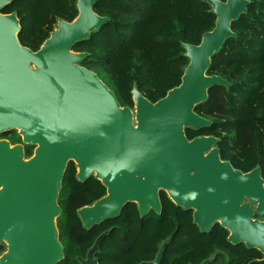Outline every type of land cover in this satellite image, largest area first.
Masks as SVG:
<instances>
[{
    "label": "water",
    "instance_id": "95a60500",
    "mask_svg": "<svg viewBox=\"0 0 264 264\" xmlns=\"http://www.w3.org/2000/svg\"><path fill=\"white\" fill-rule=\"evenodd\" d=\"M11 1L0 0V132L16 129L22 143L34 148L25 158L23 144L0 140V264H56L64 257L57 199L70 161L77 180L93 175L106 188L77 210L87 228L119 215L127 202L137 204L140 216L159 213L164 191L175 205L193 209L200 231L218 223L229 242L264 253V220L253 219L243 202L247 196L264 214L260 166L243 172L220 159L217 137L185 134L210 124L194 108L210 86L228 84L206 71L224 40L235 36L231 23L249 0H203L215 25L198 44L182 43L188 64L181 82L155 102L134 85L133 107L121 106L97 73L81 65L87 52L73 50L108 21L93 11L98 0H76L75 19L58 20L37 50L20 43L17 14L1 13ZM103 235L80 264H98L93 254ZM165 242L152 261L141 264H159Z\"/></svg>",
    "mask_w": 264,
    "mask_h": 264
},
{
    "label": "trees",
    "instance_id": "16d2710c",
    "mask_svg": "<svg viewBox=\"0 0 264 264\" xmlns=\"http://www.w3.org/2000/svg\"><path fill=\"white\" fill-rule=\"evenodd\" d=\"M249 2L246 12L231 23L235 36L224 40L206 71L228 84L210 86L206 100L194 108L210 124L186 128L185 134L188 139L217 137L221 159L243 172L259 165L264 179V0ZM210 10L203 0H98L93 11L108 21L76 42L73 50L88 53L81 65L97 73L121 106L133 107L134 85L155 102L181 82L188 64L182 43L198 44L214 28ZM13 12L20 21V43L37 50L58 20L75 19L76 0H13L1 10L3 14ZM14 140H19L18 134ZM33 147L25 144L26 156ZM105 193V186L93 175L77 180L76 166L68 162L56 219L64 257L56 264H80L79 259L86 257L103 233L94 253L99 264L152 261L164 241L159 264L199 262L215 248L233 247L226 242L225 228L216 223L208 232L200 231L191 209L175 205L164 191L159 192V213L150 210L140 216L137 204L127 202L119 215L85 227L77 210ZM239 244L242 257L248 252L260 255V250Z\"/></svg>",
    "mask_w": 264,
    "mask_h": 264
},
{
    "label": "flooded vegetation",
    "instance_id": "af4514ba",
    "mask_svg": "<svg viewBox=\"0 0 264 264\" xmlns=\"http://www.w3.org/2000/svg\"><path fill=\"white\" fill-rule=\"evenodd\" d=\"M17 134H18V131L16 129H9L6 131H1L0 132V140L4 139V140L8 141L11 145L23 144V150H24L25 144L22 143V138L19 134H18L19 140H14V139H16ZM33 148H32L31 155L33 154ZM31 155L26 156L24 153L25 158H28ZM219 156H220V151H219ZM220 159H221V156H220ZM221 160H224V159H221ZM224 161H228L231 164V162L229 160H224ZM243 202L248 203L251 206V208L253 210V215H252L253 219H259L260 221L264 220V214L261 215L260 213L254 211L255 204H254L253 200H249V198L247 196H245ZM191 213L193 215V209H191ZM227 236H228V234L226 235V242L230 243L233 247H230V248L226 247L225 249L215 248L208 257L202 258L199 262H188L187 264H201L204 261H206L205 264H257L256 262L264 260V253L262 251H260L259 256H256V252H248L246 256L242 257L240 255V253H241L240 252V246H239L240 244L239 243L235 244V243L229 242L227 240ZM0 246H3V249L0 252V254H1L3 252V250L5 249V247H4L3 243ZM93 255H94L93 258L96 259L97 263L99 264L98 257L95 254H93Z\"/></svg>",
    "mask_w": 264,
    "mask_h": 264
},
{
    "label": "rangeland",
    "instance_id": "374dc122",
    "mask_svg": "<svg viewBox=\"0 0 264 264\" xmlns=\"http://www.w3.org/2000/svg\"><path fill=\"white\" fill-rule=\"evenodd\" d=\"M254 204H255V202H254Z\"/></svg>",
    "mask_w": 264,
    "mask_h": 264
}]
</instances>
